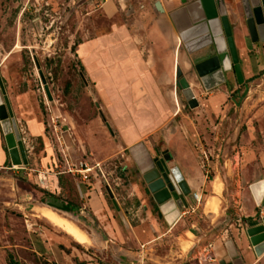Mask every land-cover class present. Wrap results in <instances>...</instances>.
<instances>
[{"label":"rangeland","instance_id":"obj_1","mask_svg":"<svg viewBox=\"0 0 264 264\" xmlns=\"http://www.w3.org/2000/svg\"><path fill=\"white\" fill-rule=\"evenodd\" d=\"M157 1L170 3L169 8L184 4L179 0H0V74L9 100L16 106L13 108L15 117L17 113L23 119L20 122L16 119L22 140L25 143L27 135L28 142L36 148L53 149L56 155L53 169L64 187L59 194L50 193L38 187L30 171L17 169L18 166L0 171V264H10L11 256L21 264H45L47 260L34 251L35 236L45 238L44 233L52 229L58 233L60 229L41 217L36 207L52 206L53 197L65 202L73 214L53 209L91 236V244L85 246L90 247L89 252L95 257L92 261L97 264H203L212 261L204 258L206 253L216 259L215 241L222 242L223 246L227 241L235 243L241 235L248 237L244 221L251 226L262 222L264 201L257 204L251 185L264 179V74L242 85L237 80L234 83L232 78L231 84L228 82L229 91L215 90L216 87L207 91L195 68L197 60L187 66L185 55L180 61L183 74L180 82H177L176 71L175 82L168 81L163 88L164 100L170 106L163 127L193 140L190 142L197 166L207 178L202 207L216 195L213 184L219 179L221 193L215 200L217 210L202 209L191 216L194 208L188 204L181 209L178 218L180 220L184 211L189 210L186 219L176 228V233L182 235L180 238L173 237L166 243L158 239L144 245L136 242L133 252L124 255L117 244L104 240L99 234L98 222L92 219L88 207H83L88 200L84 197L88 190L94 183L101 182L102 190L114 207L119 203L108 188L124 191L126 196H119L122 207L132 223L138 224L146 217L144 209L137 211L138 197L128 198L131 185L137 183L139 192H147L144 197L153 214H159L162 219L163 213L147 188L139 162L131 151H124L120 146V125L111 111L109 88L105 92L100 88L102 69L98 64L103 60L105 68L108 67L107 46L100 60L88 61L80 52L83 42L114 33L123 43L132 38L166 35L167 31L160 27L163 15L157 10ZM171 13L169 11L172 17ZM176 35L174 45L180 31ZM138 44L146 59L151 51L143 41ZM182 44L181 49L186 54L185 44ZM174 45L167 48V56H172ZM123 47L126 48V44ZM184 80L194 90L197 107L190 106L183 92ZM172 91L177 93L179 102L173 98ZM29 119L39 122L42 136L36 137L26 127ZM154 135L158 140L152 157L162 156L164 151L173 156L175 152L165 144L161 131ZM184 158L193 159L187 153ZM174 160L169 166L179 167ZM82 163L95 168L87 179L77 171ZM247 198L258 205L255 220L241 218L246 214L243 202ZM189 230L194 234L185 233ZM154 232L156 236L160 234V231ZM249 243L253 247L251 241ZM209 244L213 246L208 248ZM198 245L188 258L189 252Z\"/></svg>","mask_w":264,"mask_h":264},{"label":"crops","instance_id":"obj_2","mask_svg":"<svg viewBox=\"0 0 264 264\" xmlns=\"http://www.w3.org/2000/svg\"><path fill=\"white\" fill-rule=\"evenodd\" d=\"M179 1L183 2V0ZM212 2L213 5L216 6L219 14L224 13V15L228 17L230 26L233 29L234 42L238 52L243 82L255 76H262V74H264V43L253 42L251 39L246 25V15L241 0H212ZM169 5L170 3L162 4L164 12L157 10L163 15L160 21V27L163 28L164 32L165 30L167 31L166 35L169 34L171 37H166V35L162 37L153 35L145 38H132V42L123 43L120 42V37L116 36V33H114L83 42L80 52L84 59H88V61L100 60L101 58L99 57L101 52L104 51V46H107L109 63L107 65L108 67L105 68L104 61H99L100 63L98 65H100L102 69L99 82L100 88H103V92L109 88L111 98L109 102H112L111 111L116 119V123L118 122L120 125L118 131L120 146L124 151H131L133 156L136 157L140 164V172L143 175L141 165H146L147 158H153L156 141L158 140V136H155L154 133L160 130L166 139L165 144L171 146V150L175 152V154H173V157H175L173 160L175 159L174 162H176V165H179L188 187L191 190V193L186 196V200L188 204L194 208L191 209L193 211L191 212V216H195L202 209L203 211L210 212V210L206 208L207 203H204L205 205L202 207L207 178L201 168L197 166L195 160L196 156L193 154L194 149L190 142L191 139L188 140L184 135L182 136V134L178 136L176 133L174 134L173 131H166L163 127L167 108H170V106L164 100L162 92L168 81L169 83L175 82L173 78L176 71L178 73L177 82H180V77L183 76L180 66L183 55H185V65L187 66H192L194 59H200V57L203 56L204 52L189 55L187 54L188 52L185 51L186 54H183L181 49L183 44L180 42L181 37H178L177 45H174V43H176L174 38L177 37L176 34L178 31L194 24L198 20L189 16L186 11L183 12L188 6H191L189 8L190 11L200 10L201 17H204V12L199 7V0H188L180 7L173 6V8H171L170 6L169 8ZM176 8L178 9L176 10ZM169 11L170 13L172 12V17L169 15ZM138 41H143L144 44H146V48L151 51V53L147 54L148 57L146 59L142 56V49L138 48ZM125 44L127 46L126 48L123 47ZM173 45L174 50L172 51V56H170V54L167 56V48ZM122 55L124 57L123 61ZM232 78L234 81L236 80L233 71L228 73L227 80L229 83L232 81ZM229 83H224L216 87L215 90L220 88L229 91ZM234 83H236V81ZM235 87H238V85H235ZM172 92L173 98L175 97L176 102H179L177 93L174 91ZM214 104H212V109L215 108ZM14 106H12V108L16 109V106ZM16 116L17 118L15 117V119H17L18 122L23 121L17 113ZM29 120L30 122L26 127L30 129V132L36 137L42 136L43 130L39 122L32 119ZM19 126L20 124L18 128ZM22 130L25 131L24 128H22ZM31 133L27 132L28 135ZM24 138L26 140L24 145L28 164L18 166L17 169L26 172L30 171L33 176L32 180L38 187L47 189L50 193H61L64 187L61 184L60 177H58L53 169V163L56 161V155L53 149L52 151H50L49 148L38 149L35 145L28 142L30 138L27 135ZM186 153L188 157H192L193 159H185L184 156ZM15 166L9 154L5 132L0 120V171L15 169ZM119 179L121 180V177H119ZM131 186H133L132 190H130L132 192L128 193V198H131V195L138 197L139 210L137 208V211L144 209L146 215L144 218H139L140 222L138 224L132 223V219L122 207V197L119 198V196H126L122 189L118 191L112 187V191L108 188L109 192L114 194L118 200L119 206L116 205L115 207L114 204L112 206L102 190L101 182L94 183L93 187L89 189L86 196H84L88 200L87 203L83 204V207H88L91 211L89 213L90 216L93 220L98 222L101 231L108 236V242L117 244L119 251H123L124 255H126L127 253L133 252L132 248L136 242L144 245L146 242L148 243L149 240L151 243L157 239L158 241L161 240L160 242L166 243L171 242L173 237L177 239L180 238L182 235L176 233V228L186 219V214L189 210H187L188 212L184 211L183 217L180 220L177 219L179 222H177L176 225L174 224V226L168 227L170 223L163 216L164 214L161 213L162 219H160L159 214L157 216L153 214L151 205L147 202L146 197H144V194L147 192H139V185L137 183ZM195 192L200 194L201 200L199 202L193 196ZM243 205V207L246 208V214H242L243 216H241V218L248 219L253 217L255 220L258 205L254 203L251 198L244 200ZM105 220L108 222L106 223ZM244 224H246V228L251 226L248 225L247 220L244 221ZM256 224H260V222L254 223L253 225ZM154 231H160V234L157 235L158 237L155 235ZM186 232L194 234L192 230L185 231V233ZM43 235L45 238H42L40 235L35 236L34 251L45 260L56 264H97L92 261L95 257L89 252L90 247L79 244L65 232L60 230L56 233V231L52 229ZM245 236L241 235L240 238H237L238 241L233 243V255L229 252L227 246L221 244L222 242L215 241L216 259L205 261L203 264H264V252L261 255L257 254L256 250L250 246L249 236Z\"/></svg>","mask_w":264,"mask_h":264},{"label":"water","instance_id":"obj_3","mask_svg":"<svg viewBox=\"0 0 264 264\" xmlns=\"http://www.w3.org/2000/svg\"><path fill=\"white\" fill-rule=\"evenodd\" d=\"M187 1L188 0H183L185 3ZM241 2L244 7L246 25L251 39L253 42L264 43V0H241ZM199 3L200 9L204 12V17H201L200 10L190 11L189 8L191 6H188L183 12L186 11L189 16L198 20L194 24L180 30V35H186L183 38V43L189 55L204 52L200 59L196 58L197 63H195V68L198 75L201 77L207 90L227 83L228 73L234 70L236 71L239 81L242 83L243 76L238 52L234 42L233 29L230 26L228 17L224 15V13L219 14L212 0H199ZM156 7L159 11L164 12L161 1L156 2ZM181 86H183V92L190 106L197 107L199 103L193 88L185 80L182 82ZM46 88L48 91V87ZM0 120L5 132V138L13 165H27L28 158L26 148L1 74ZM6 121L13 124V132H8ZM172 160V154L169 151H164L162 156L147 158L146 165H141L147 188L160 211L170 224H173L179 218L181 209L188 205L186 196L191 193L180 168L178 166H169ZM251 190L257 204L261 205L264 201V194L259 201L253 189V184L251 185ZM50 201L52 206L56 208H63L66 204L56 197H53ZM69 213L73 214L72 212ZM97 226L100 230L99 234L104 240L108 241V236L101 231L99 224ZM246 232L257 254L261 255L264 252V216L260 224L248 227ZM199 246L200 245L195 246L189 252L188 258L194 254ZM226 246L233 255V242L227 241Z\"/></svg>","mask_w":264,"mask_h":264},{"label":"bare ground","instance_id":"obj_4","mask_svg":"<svg viewBox=\"0 0 264 264\" xmlns=\"http://www.w3.org/2000/svg\"><path fill=\"white\" fill-rule=\"evenodd\" d=\"M184 36H186V35L184 34ZM184 36L180 35L182 42H183ZM5 123L7 125L8 132H13L14 131L13 130V124L10 123L9 121H6ZM16 166H18V165H16ZM213 186H214L213 191L216 195L212 196L211 199L207 202L206 208L211 210V211H216L217 207H218L217 206L218 203H216L215 200L217 198V195H219L221 193V183H220L219 179L215 180ZM253 189L255 191V194H256L258 200L260 201L263 194H264V181L260 180L257 183L253 184ZM48 206L49 205L36 207V209L39 211L41 217H43L48 222H50L51 225H53L54 227L59 228L60 230L65 232L67 235H69L74 241L78 242L79 244H84V245L91 244L92 238L88 234V232H86L84 229H82L74 221L70 220L66 216H64L61 213H59L58 211H56L55 209H57V208L52 207V206L48 207ZM53 208H55V209H53ZM64 212L66 213L67 211H64ZM69 214H71V213H69Z\"/></svg>","mask_w":264,"mask_h":264},{"label":"built area","instance_id":"obj_5","mask_svg":"<svg viewBox=\"0 0 264 264\" xmlns=\"http://www.w3.org/2000/svg\"><path fill=\"white\" fill-rule=\"evenodd\" d=\"M68 160V159H67ZM90 169H95L94 167L92 166H88L87 164H84L82 163L80 165V167H78L77 171L78 173H81V175H83L85 177V179L89 178L90 176V173L93 171V170H90ZM70 170H72V172L74 171V168L71 167ZM194 198L199 202L201 199H200V194L199 193H194L193 194ZM193 208V207H192ZM213 245L212 244H209L208 245V248L212 247ZM208 248L205 247L204 249V252L208 251ZM204 258L205 259H209V260H214V257L211 255V253H206L204 254Z\"/></svg>","mask_w":264,"mask_h":264},{"label":"flooded vegetation","instance_id":"obj_6","mask_svg":"<svg viewBox=\"0 0 264 264\" xmlns=\"http://www.w3.org/2000/svg\"><path fill=\"white\" fill-rule=\"evenodd\" d=\"M234 72V75H235V78H236V80H237V82L239 83V84H243L244 82H240L239 81V79H238V77H237V74H236V71L234 70L233 71ZM201 78V77H200ZM201 80V79H200ZM229 82V81H228ZM205 88V87H204ZM67 208H69L68 206H67V204H65V206L63 207V208H57V209H60V210H63V211H67V212H70L71 210L70 209H67ZM72 212V211H71Z\"/></svg>","mask_w":264,"mask_h":264},{"label":"trees","instance_id":"obj_7","mask_svg":"<svg viewBox=\"0 0 264 264\" xmlns=\"http://www.w3.org/2000/svg\"><path fill=\"white\" fill-rule=\"evenodd\" d=\"M69 209V208H67ZM10 264H21L18 260L14 259V257L11 256L10 260H9ZM45 264H52L51 262L45 261Z\"/></svg>","mask_w":264,"mask_h":264}]
</instances>
